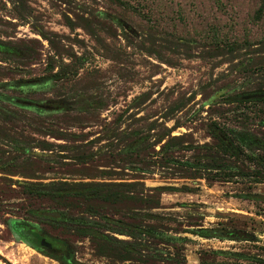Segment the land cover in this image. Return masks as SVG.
<instances>
[{
  "label": "rangeland",
  "instance_id": "374dc122",
  "mask_svg": "<svg viewBox=\"0 0 264 264\" xmlns=\"http://www.w3.org/2000/svg\"><path fill=\"white\" fill-rule=\"evenodd\" d=\"M120 1L0 0V264H142L102 255L72 223L27 213L56 207L55 189L85 184L111 186L124 198L68 197L59 209L124 242L156 247L154 264H200L202 257L205 264H264V183L196 177L182 164L217 142L213 123L230 139L233 131L264 138V103L248 102L264 88V0ZM39 78L40 86L16 87ZM3 95L84 99L46 112ZM139 135L138 154L123 153ZM222 158L243 172L255 163ZM247 192L262 199L240 197ZM103 215L184 237L176 241L180 255L157 240L107 230L114 226ZM10 219L67 239L69 263L18 239ZM200 226L217 236L190 232Z\"/></svg>",
  "mask_w": 264,
  "mask_h": 264
},
{
  "label": "trees",
  "instance_id": "16d2710c",
  "mask_svg": "<svg viewBox=\"0 0 264 264\" xmlns=\"http://www.w3.org/2000/svg\"><path fill=\"white\" fill-rule=\"evenodd\" d=\"M119 3L122 1L118 0ZM263 9V4L259 7L258 13ZM239 102H244L241 99ZM248 102H260L264 103L263 98H251ZM264 125V117L259 121ZM210 133L216 139V143L213 145H208L205 152L194 161H183L187 168H192L195 171V176H205L215 180H225L228 176H238L247 175L252 177L251 182L254 184L264 183V138L258 137L247 131H233L234 138L230 139L217 123H213L210 126ZM225 137V138H224ZM144 135H139L132 143H128L124 149L125 152H135L138 154V146L143 142ZM50 144L48 143V147ZM258 149L262 154L257 157H252L248 155L246 150ZM45 149V148H44ZM223 153L233 157L234 160L240 159V156L245 155L247 158L254 160V166L251 170L243 172L242 165L238 164L237 161L234 163H227L222 158ZM203 158H206L203 160ZM174 162H179L175 161ZM165 187H160L163 189ZM54 202H56V207L52 208H38L30 207L27 209V213L30 216H35L38 218L48 219V221L60 222V223H72L76 226V231L78 235L87 236L92 239L95 243L96 250L102 255H108L114 257L116 260H130L142 262V264H154V259H156L157 249L156 247H151L145 243L133 241L124 242L115 238L114 236L108 235L104 231L95 227L93 223L89 222L80 217L69 216L64 211L60 210L59 207L65 203L68 197L72 198H82L85 202L93 199H102L104 201H119L124 198V195L117 193L111 189V186L104 185H94L85 184L80 187L70 186V187H59L53 191L51 194ZM240 197L245 199L257 200L262 199V195L258 193H242ZM158 203V202H157ZM88 211L92 214H97L96 209L87 204ZM133 212L129 209L126 211V215L129 216ZM148 218H158L159 216L153 213L146 214ZM132 217H135L131 215ZM107 225H113L114 227H108L110 230L117 234H126L132 239L148 237L158 242L168 245L175 249V254L180 255V247L177 246L176 241L183 240L184 237H177L172 233H167L166 231L158 230L150 225H144L141 223L127 222L123 218H114L112 216L103 215ZM12 232L15 236L32 246L33 248H39L37 230L39 229L36 225L27 223L21 219H10L8 222ZM100 225V224H97ZM113 228V229H112ZM191 233L198 235L200 237H215V229L212 227L200 226L198 228L192 229ZM55 236V235H54ZM60 238L66 242L67 239ZM220 254L226 256H241L238 253L227 252V251H217ZM162 255V254H161ZM162 258V256H159ZM184 260V257H183ZM200 264H205L203 257L201 258Z\"/></svg>",
  "mask_w": 264,
  "mask_h": 264
},
{
  "label": "flooded vegetation",
  "instance_id": "af4514ba",
  "mask_svg": "<svg viewBox=\"0 0 264 264\" xmlns=\"http://www.w3.org/2000/svg\"><path fill=\"white\" fill-rule=\"evenodd\" d=\"M44 78H39V79H32V80H23L20 81L19 84L16 86L18 87V89L25 91L27 90L28 87H37L41 85V82ZM52 80V78H51ZM23 83V84H22ZM48 83V78H45V85ZM252 95V94H251ZM4 96V95H3ZM7 98V100L9 101H13L14 103L18 104V105H23L25 107H30L32 109H34V111H41L44 110L46 112H48V108L53 109L55 111L57 110H62V109H71L74 107V105L77 102H80L81 100L75 102V103H70V104H62V103H56V102H50L49 101H53L56 99H46L45 101H33L30 99H25L22 97H9V95H5L4 98ZM253 97V96H251ZM264 97V92L262 93L261 96H256L253 98H263ZM60 98H64V97H60ZM66 100H69L67 98H64ZM75 99V98H74ZM73 100V99H71ZM225 138V137H224ZM37 232V236H38V244H39V248H37V250H41L42 253L46 254L47 256L53 258V259H57L58 261H60L61 263H69V256H72L73 251L70 249L69 243L55 237L54 235H50L47 232H43L40 229H36ZM41 239H45L46 242H49L51 244V248L48 250V247H41L40 246V241ZM42 248V249H41Z\"/></svg>",
  "mask_w": 264,
  "mask_h": 264
},
{
  "label": "water",
  "instance_id": "95a60500",
  "mask_svg": "<svg viewBox=\"0 0 264 264\" xmlns=\"http://www.w3.org/2000/svg\"><path fill=\"white\" fill-rule=\"evenodd\" d=\"M264 92V88H260V89H256V90H254L251 94L252 95H250V96H253V97H256V96H261L262 95V93ZM82 99H84V98H82V97H79V98H75V99H73V100H66V99H64V98H58V99H56V100H53V101H49V103L50 102H56V103H62V104H70V103H75V102H77V101H79V100H82ZM231 235H235V233L234 232H231L230 233ZM246 233H244V237H246ZM40 246L43 248V247H48V252H49V249L51 248V244L49 243V242H46L45 241V239H41V241H40ZM41 248V249H42ZM41 251V250H40ZM42 252V251H41Z\"/></svg>",
  "mask_w": 264,
  "mask_h": 264
}]
</instances>
